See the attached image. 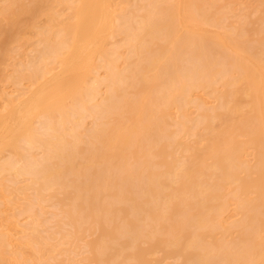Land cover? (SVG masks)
Returning a JSON list of instances; mask_svg holds the SVG:
<instances>
[{"label": "bare ground", "instance_id": "6f19581e", "mask_svg": "<svg viewBox=\"0 0 264 264\" xmlns=\"http://www.w3.org/2000/svg\"><path fill=\"white\" fill-rule=\"evenodd\" d=\"M52 2L0 0L45 15L0 102V264H264V0Z\"/></svg>", "mask_w": 264, "mask_h": 264}, {"label": "rangeland", "instance_id": "374dc122", "mask_svg": "<svg viewBox=\"0 0 264 264\" xmlns=\"http://www.w3.org/2000/svg\"><path fill=\"white\" fill-rule=\"evenodd\" d=\"M52 1L53 0H51V5L56 9ZM254 1L255 0H251L252 3ZM233 5L234 1L232 3V6ZM234 6V10H238L237 5ZM239 13V15H234L233 17L229 15L222 21V25H228L230 21H233L235 18L239 19L243 15L244 19H252L256 14L251 3L247 6H242ZM32 17L36 25L34 27L28 26V15L20 16L14 24L15 26L6 21L5 18L0 17V102H2L5 97L2 93L3 90L14 92V88L20 87V84L15 83L11 78L13 68H15L16 64L20 61L19 51H23L24 53L30 51V44L36 38L35 30L45 22V15L40 11L35 13ZM262 18L264 19V15ZM208 29L209 31L219 30L213 26H209ZM92 237H94V235H91V238Z\"/></svg>", "mask_w": 264, "mask_h": 264}]
</instances>
